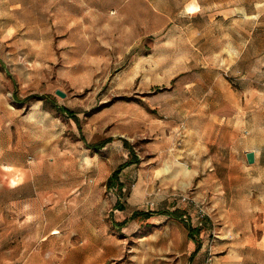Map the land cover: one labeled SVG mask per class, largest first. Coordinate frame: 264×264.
<instances>
[{
  "label": "rangeland",
  "instance_id": "rangeland-1",
  "mask_svg": "<svg viewBox=\"0 0 264 264\" xmlns=\"http://www.w3.org/2000/svg\"><path fill=\"white\" fill-rule=\"evenodd\" d=\"M18 2L0 264H23L35 232L53 264H264V0ZM35 199L65 200L55 235ZM89 234L98 253L81 254Z\"/></svg>",
  "mask_w": 264,
  "mask_h": 264
},
{
  "label": "crops",
  "instance_id": "crops-1",
  "mask_svg": "<svg viewBox=\"0 0 264 264\" xmlns=\"http://www.w3.org/2000/svg\"><path fill=\"white\" fill-rule=\"evenodd\" d=\"M142 1L143 3L145 2L144 4L146 5L147 8L151 6V0H142ZM19 6H20L19 2L12 4L11 0H0V42H3L4 40H6L10 36V32L14 31V29L19 26L15 24L13 21H11V14L16 12V10H18L17 8H20ZM163 8L164 9L168 8V5L163 4ZM158 10H163V9H158ZM158 10H155V11H158ZM159 13H164V12L162 11ZM179 141H181L183 145L186 140L182 139V137H179V139L177 140V143H179ZM163 145L169 148L170 144L168 143V141H165ZM10 168L12 167L10 166ZM13 168L18 169L16 166H13ZM30 175H33V174H31L30 172ZM28 205L35 206L34 210H35V214H38L37 218H42L44 221H47L48 223L45 222L46 223L45 228L50 229L49 230L50 235H55L52 232L57 231V226L52 225V223L54 222L55 217H63V216L65 217L66 216L67 210L63 208V206L67 205L65 203V200L56 199L53 202L43 203L42 199L41 200L35 199V200H32L31 203H29ZM44 207H52V208L43 210ZM120 211H123V210H120ZM45 217H46V220H45ZM57 234L59 233L57 232ZM35 235L37 236L36 232H35ZM36 236H33V240H34L33 247L25 251L27 255L25 259L23 260L24 261L23 264H28L30 255H34L37 258L36 264H53L54 263L52 259L53 250L51 248L50 240L48 238H44L43 236H41V238H39L38 240ZM84 237H86V241L88 244L83 245V243L86 241H83V242L81 241V254L98 253L97 247L100 242H97V237L94 234H89V236H84ZM36 240H38L37 243H36ZM60 250H61V253L66 251L65 247H60Z\"/></svg>",
  "mask_w": 264,
  "mask_h": 264
},
{
  "label": "water",
  "instance_id": "water-1",
  "mask_svg": "<svg viewBox=\"0 0 264 264\" xmlns=\"http://www.w3.org/2000/svg\"><path fill=\"white\" fill-rule=\"evenodd\" d=\"M55 95L60 97V98H64V94L60 91H56L55 92ZM246 160H247V163L249 165L253 164L254 163V153L253 152H249L246 154Z\"/></svg>",
  "mask_w": 264,
  "mask_h": 264
},
{
  "label": "trees",
  "instance_id": "trees-1",
  "mask_svg": "<svg viewBox=\"0 0 264 264\" xmlns=\"http://www.w3.org/2000/svg\"><path fill=\"white\" fill-rule=\"evenodd\" d=\"M117 175H118V171H115L112 175H111V177L109 178V180H108V182H107V184H108V186H112V184H111V180H113V179H115L116 177H117ZM122 210V209H121ZM149 214V213H148ZM145 215L146 217H149L150 216V214L149 215ZM133 215H136V214H133ZM190 235H192V233H190Z\"/></svg>",
  "mask_w": 264,
  "mask_h": 264
}]
</instances>
